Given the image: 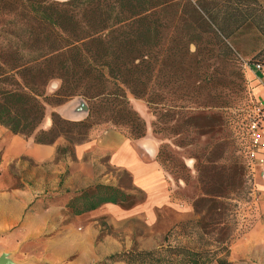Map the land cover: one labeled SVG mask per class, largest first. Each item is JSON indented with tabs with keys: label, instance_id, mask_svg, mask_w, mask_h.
<instances>
[{
	"label": "trees",
	"instance_id": "16d2710c",
	"mask_svg": "<svg viewBox=\"0 0 264 264\" xmlns=\"http://www.w3.org/2000/svg\"><path fill=\"white\" fill-rule=\"evenodd\" d=\"M250 33L263 46L245 43ZM250 47V64L264 66L261 0H0V125L13 135L34 136L40 145L62 137L71 148L58 153L73 155L98 125L139 140L147 126L132 96L154 116V134H173L179 149L198 143L196 136L215 142L196 159L200 195L193 206L200 219L176 224L157 249H134L101 264H231L226 200L245 189L249 168L242 151V163L219 165L229 144L214 139L224 125L216 112L244 91L239 55ZM54 81L60 88L49 95ZM76 97L89 105L85 122L53 115L52 129L38 132L47 106ZM132 200L118 188L96 185L67 208L81 216Z\"/></svg>",
	"mask_w": 264,
	"mask_h": 264
},
{
	"label": "crops",
	"instance_id": "0c3cea01",
	"mask_svg": "<svg viewBox=\"0 0 264 264\" xmlns=\"http://www.w3.org/2000/svg\"><path fill=\"white\" fill-rule=\"evenodd\" d=\"M247 79L248 91L257 102L264 103V71L257 72L251 69L247 73ZM59 88V81L52 82L48 87V94H55ZM130 102L146 122V136L133 140L126 131L110 124L95 126L90 130L88 140L74 149L75 161L69 163V172L75 179L78 176L79 181L84 183L81 189L90 188L94 184L95 186L106 185L118 188L129 195V191L109 174L105 172H100L97 176L94 174L96 173L95 166L100 168L102 167L101 162L106 161L112 170L126 173L129 176L132 188L145 196L144 201L129 209L120 205L107 204L81 216H65L61 212L57 216L24 218V211L30 204V200L22 202L24 204H12L9 190L16 189H13L11 184L4 185L2 189L8 191V199L0 198V231L13 228L23 221L24 230L20 233L19 245L32 239L33 241L36 239V242L31 243L30 246L43 245L39 238L45 231V220L50 222L47 229H54L56 224L69 221L68 228L63 227L61 234L53 241L51 252L48 254L40 252L33 255L32 251L24 246L19 250L14 248L10 250V253L15 254L12 260L14 263L101 264L111 256L131 252L135 249V244L140 246L136 249L139 251L157 249L170 229L191 218L192 207L175 197V191L180 189V185L165 172L158 161L160 146L153 133L154 118L143 101L130 96ZM89 114L88 103L80 97L62 105L47 106L45 118L38 132L52 129L53 115H58L67 122L81 123L89 118ZM64 142H66L65 139L61 137L54 144L40 145L36 143L34 136H16L0 125V184L4 182L2 176L8 174L9 168L22 159L38 166L53 163L57 158L58 147ZM258 156L264 158V148ZM90 167L92 168L91 173L88 170ZM58 173L60 174V171ZM98 178L101 179L98 180ZM258 181L261 180H256L255 190L263 191L264 184ZM261 211L264 215V203L261 204ZM253 219L248 221L249 229L244 235L232 244L229 263L264 264V216L256 215ZM137 221L142 222L152 233L148 237L150 241L148 244L144 242L142 244L141 240L147 238L141 234L131 231L123 237L118 230L120 225ZM34 222L40 225L34 226ZM107 224L110 229L104 233L105 228L102 226L105 227ZM124 238L125 242H123ZM135 239L136 243L133 242ZM159 239L162 241L157 244L156 240ZM16 251L18 253H15Z\"/></svg>",
	"mask_w": 264,
	"mask_h": 264
},
{
	"label": "rangeland",
	"instance_id": "374dc122",
	"mask_svg": "<svg viewBox=\"0 0 264 264\" xmlns=\"http://www.w3.org/2000/svg\"><path fill=\"white\" fill-rule=\"evenodd\" d=\"M58 2H66L68 0H56ZM264 4V0H261ZM254 34L250 33L243 40L245 43L256 44L255 46H262V43H255L253 40ZM254 47V45H252ZM250 47L248 53H240V65L242 67V71L244 73V83H242L244 91L240 93L237 98H234L231 101V104L227 108H220L216 113L220 114L223 117L224 125L217 130V134L214 139L216 141H226L229 144V149L226 154V161L219 163V165H227L235 161V159L243 162L240 158V151L244 150L245 146V126H246V116L249 108V91H248V79L247 73L248 71L244 70L242 66V61H250L255 53L251 50ZM194 50V49H193ZM150 112V111H149ZM152 115V113L150 112ZM154 118V116L152 115ZM155 122V118L153 124ZM170 126H174V124H170ZM153 127V125H152ZM154 131V128H153ZM154 133V132H153ZM154 137L159 141V154L160 150L163 148L165 154L162 158H159L158 161L161 167L165 170V172L171 176V178L180 185V189H176L175 197L190 205L192 207L193 213H191V218L185 221L199 220V216L195 213L194 210V201L198 198L200 193L199 183L197 180V172L196 167L198 166V161L196 160L204 153V149L208 142L215 143L211 140L210 136L206 138H199V136L191 137L200 140L198 143H195L193 146H188L183 149H179L177 147L179 139L175 137L173 134H154ZM66 141V140H65ZM65 148H71V146L64 142L57 149V158L53 163H48L45 165H35L31 161L21 160L20 162H16L12 167L9 168L8 174L2 176L3 183L0 184V198L8 199V191L2 189V186L10 185L13 189L9 190L11 194V203L13 204H24L22 202L30 200V204L24 211V218L30 216H48L53 215L57 216L62 212L65 216L73 215L71 211L67 208L69 202L76 196V194H80L82 191L89 189H81V186H84V183L79 181V177L75 179L74 176L70 175L69 172V163H73L74 155L72 152L62 153L58 150H62ZM1 156V154H0ZM167 156V158H166ZM240 156V157H239ZM169 158V160H167ZM102 167L96 168V176L100 174V172H105L109 174L110 177L114 178L129 191V195L133 196V200L128 204V206H124V208L129 209L136 204L144 201L145 196L141 194L138 190H134L130 183V178L126 173L117 172L112 170L107 164L106 161L101 162ZM18 165V166H17ZM98 169V170H97ZM89 172H92V168L90 167ZM60 171V174L58 173ZM1 176V175H0ZM101 178H98V180ZM244 180V179H243ZM248 179H245L244 186L245 189L242 192H238L230 195V199L226 200L228 207L229 218L224 221V226L228 233L232 237V244L237 239L241 238L242 235L249 229L250 223L248 221L254 220V216L262 215L261 204L264 203V190H252L249 184H247ZM261 184H264L262 181H258ZM92 185L91 187H94ZM90 187V188H91ZM133 205V206H131ZM45 220V231L41 234L39 241L43 243V245L38 246H30L31 243H35V241H25L23 245H19L21 242L20 233L24 230L23 221L17 224L13 228H8L0 231V256L3 254H8L10 259H14L13 253H10V250L14 248H22L23 246L26 249H30L33 255L37 253L43 252V254H48L52 251L53 241L61 234V229L69 226V221L64 222L63 224L58 223L52 228H48L50 222H46ZM183 221V222H185ZM40 225L38 222H34V226ZM103 232L109 231L110 227L102 226ZM120 234L125 237L130 234L129 232L134 231L142 236L146 237L145 240L142 239L141 242L148 244L149 236L152 234L147 229L146 226L142 222H134L125 225H120L118 228ZM111 233V232H110ZM15 234V235H13ZM103 235V234H102ZM38 241V240H37ZM126 239H123L125 242ZM162 240H156V243H161ZM136 243V239L133 241ZM185 242V241H183ZM29 243V244H28ZM231 244V245H232ZM19 245V246H18ZM138 244H135L134 248L138 249ZM144 247V245H143ZM147 247H151L148 246ZM9 251V252H8ZM15 253H18L17 251ZM20 264V263H17Z\"/></svg>",
	"mask_w": 264,
	"mask_h": 264
},
{
	"label": "built area",
	"instance_id": "2783aa9c",
	"mask_svg": "<svg viewBox=\"0 0 264 264\" xmlns=\"http://www.w3.org/2000/svg\"><path fill=\"white\" fill-rule=\"evenodd\" d=\"M244 70L251 69L263 72L261 64L251 65L249 61L241 60ZM249 108L246 116L245 146L243 153L246 157L249 175L248 184L252 190L256 189V180L264 181V158L259 157L260 151L264 148V103L257 102L249 92Z\"/></svg>",
	"mask_w": 264,
	"mask_h": 264
},
{
	"label": "water",
	"instance_id": "95a60500",
	"mask_svg": "<svg viewBox=\"0 0 264 264\" xmlns=\"http://www.w3.org/2000/svg\"><path fill=\"white\" fill-rule=\"evenodd\" d=\"M0 264H16L10 259L8 254H3L0 256Z\"/></svg>",
	"mask_w": 264,
	"mask_h": 264
}]
</instances>
